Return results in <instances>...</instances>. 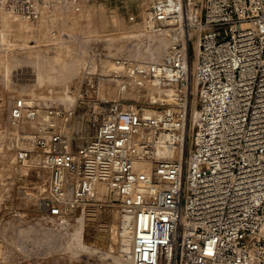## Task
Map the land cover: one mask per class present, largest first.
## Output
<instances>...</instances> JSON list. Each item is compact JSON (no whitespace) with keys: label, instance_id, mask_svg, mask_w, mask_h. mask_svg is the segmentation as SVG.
<instances>
[{"label":"built area","instance_id":"built-area-1","mask_svg":"<svg viewBox=\"0 0 264 264\" xmlns=\"http://www.w3.org/2000/svg\"><path fill=\"white\" fill-rule=\"evenodd\" d=\"M55 1L0 9L33 21ZM144 25L169 38L166 54H99L76 110L14 99L9 124L28 144L17 160L38 152L48 174L40 207L66 226L116 200L127 264H264V0H156Z\"/></svg>","mask_w":264,"mask_h":264},{"label":"rangeland","instance_id":"rangeland-1","mask_svg":"<svg viewBox=\"0 0 264 264\" xmlns=\"http://www.w3.org/2000/svg\"><path fill=\"white\" fill-rule=\"evenodd\" d=\"M155 1L76 0V9L56 0L33 21L11 9H0V264L118 261V202L100 201L95 219L86 221L90 224L80 221L76 231L77 220L60 226L46 217L39 203L48 185V174L39 167L38 152L32 153L26 163L17 160L19 148L28 144L24 132L19 131L17 136L10 127L9 113L19 97L41 107L76 110L84 67L97 60L99 54L105 59L125 55L134 60H160L169 45L160 55L142 52L149 43L145 20ZM77 129L76 124L74 134ZM24 130L30 132L28 127ZM92 133L87 129L80 134L86 138ZM102 226H106L105 232L100 230ZM78 236L82 246L67 244L68 237Z\"/></svg>","mask_w":264,"mask_h":264},{"label":"bare ground","instance_id":"bare-ground-1","mask_svg":"<svg viewBox=\"0 0 264 264\" xmlns=\"http://www.w3.org/2000/svg\"><path fill=\"white\" fill-rule=\"evenodd\" d=\"M20 20H22V19H20ZM150 32L147 34L148 38H149L148 39V41H149L148 48H147L146 51H142V52L145 53V54L160 55L162 50L165 49V47H167L170 44V40L162 32H153V33H150ZM150 96H152V98H153L154 95L151 94ZM67 98L70 101V103H71V101H73L71 99L70 95H67ZM162 154L165 155V156H168V157H172V158L176 157V153L173 150H169V149L162 150ZM35 158H37V157H35ZM37 159H38V162H40L39 158H37ZM26 162L27 161H25L24 163H26ZM141 168H146V166L144 164H142ZM102 193H105V188L103 186H100L99 187V194H102ZM95 217H96V214L90 213V212H88L86 215L85 214L84 215L79 214L78 218L76 219L77 223H76V226L74 227V230L76 231L81 226V225H79L80 221H85L86 222V221H89V220H94ZM120 218H121L120 250H119L120 254H119V257L117 259L118 261H116V259L113 258V260H112L113 264H127V260H128L127 255H128V253L130 251V248H131V230H130L131 222H130V219L126 215H123V214H121ZM86 223L90 224L89 222H86ZM100 230L105 232L106 231V226H102V228ZM95 236L97 237V235H95ZM79 237L80 236L73 237V238L72 237H68L66 239V241H68L67 244L70 245V246H73V247L74 246L75 247L82 246L83 244H82L81 240L78 239ZM93 239H95V238H93ZM103 240H102V242H103Z\"/></svg>","mask_w":264,"mask_h":264}]
</instances>
